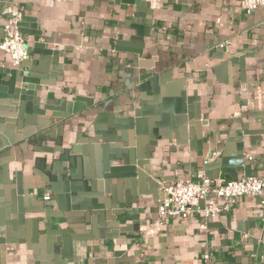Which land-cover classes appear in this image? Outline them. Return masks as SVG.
I'll list each match as a JSON object with an SVG mask.
<instances>
[{"label": "crops", "instance_id": "1", "mask_svg": "<svg viewBox=\"0 0 264 264\" xmlns=\"http://www.w3.org/2000/svg\"><path fill=\"white\" fill-rule=\"evenodd\" d=\"M134 1L0 0V43L8 8L15 6L27 64L37 68L45 57L51 60L47 72L33 71L45 82L40 107L48 98H65L63 109L54 102L34 123L8 116L0 129L8 144L0 149V234L12 235L0 243V264H86L95 255L101 258L95 264H264L258 197L243 195L208 219L195 213L161 223L157 210L163 186L176 178L195 171L215 180L230 177L218 162L232 164L241 142L245 158L254 162L253 175L264 177V7L246 13L241 0ZM146 28L142 54L111 44L112 33L130 41ZM37 43L57 52L56 61L54 54L35 52ZM13 67L0 49V68ZM183 93L198 107L199 120L177 122L175 99ZM75 102L82 105L78 111H72ZM68 109L54 126L59 142L45 144L54 152L31 143L37 122L47 127ZM116 131L125 133L129 146L116 140ZM128 149L135 164L145 162L142 174L111 175L109 167L127 165ZM62 150L72 159L64 165L78 177L61 180L60 188L67 184L71 191H64L63 208L41 179ZM7 180L14 190L6 188ZM18 181L26 200L23 222L19 209L8 207L18 197ZM44 191L53 199L44 200ZM38 201L61 217H41L34 226L41 213L25 208ZM94 201L102 209H90ZM13 222L15 227L8 224ZM48 224L85 239L63 258L64 247L58 243L61 251L55 252Z\"/></svg>", "mask_w": 264, "mask_h": 264}, {"label": "water", "instance_id": "2", "mask_svg": "<svg viewBox=\"0 0 264 264\" xmlns=\"http://www.w3.org/2000/svg\"><path fill=\"white\" fill-rule=\"evenodd\" d=\"M134 3H136L137 5L138 4L140 5L141 0H135ZM19 26H21V23H19ZM148 30L149 28H146L145 30L146 32L144 34L134 36L130 39V41H124L122 35L117 34V33H112L111 44L114 47H118V48L120 46H125V48H132L131 50L133 52L142 54L141 48H143V44H144L143 37L145 34L148 35L147 34ZM20 31L23 32V29H21V27H20ZM35 52H41L47 55L54 54L53 61L54 60L56 61L57 52L54 53L50 49H47L44 43L35 44ZM45 60L46 61H44V63H40V66H38L37 68L36 66H30L29 64H27L28 63L27 61H24L20 65L13 67V68H7V69L0 68V108L1 110H4V112L0 114V129L3 128V123H5V121L7 120L6 117L8 116L26 118L28 122L34 123L35 119L38 118L37 115L45 114L46 109L52 108L50 106L54 102L56 104L61 102L60 103L62 105L61 109L64 108L65 98H61L60 101L58 100L54 101L53 99L48 98L46 103H44L43 107H40L42 96H44L42 92L44 91L43 85L45 84V82L42 79H40L41 75H36L35 73H33V71L35 72L38 71L41 73L47 72V67H48L50 58L45 57ZM32 64L34 65L35 62H33ZM28 69H30V71ZM80 99L81 97H76L75 100L77 102V100L79 101ZM188 101H189V104H187ZM191 101L192 99H187L184 93L175 99V108H176V112L178 113V118H177L178 123L186 122L188 119L199 120L201 118L198 107L192 104ZM76 102L74 103V108L72 111H78L81 109L82 105H79ZM65 111H66L64 112L65 114L62 113L60 116L53 117L52 121L47 127L37 122V126H36L37 128L34 129L33 127L29 131L30 132L29 135H31L32 137L31 143L38 144L39 146H43L42 149L44 151L54 152L55 148L46 147L45 144L48 140H52V139H55L56 141L59 142L60 138L59 137L56 138L53 135L54 130H55L54 126L58 123V121L61 118H63V116H65L68 113H71V110L69 109ZM26 113H29L30 115L26 117L25 115ZM262 119H263L262 126L264 127V113H262ZM115 136L117 137L116 140H121L124 146L126 147L129 146L128 145L129 141L127 140V136L125 135V133L116 131ZM5 146H8V144L0 140V149H2ZM117 147L118 146H114L115 149H117ZM56 149H60V148L56 147ZM239 150H240L239 155L236 158V160L232 162V164L227 162L224 158L218 162L220 167L223 168L224 173L230 176V177L227 176L228 179H239L244 176L253 175L252 168H253L254 162L253 160L245 158L243 142H241V144L239 145ZM67 153L68 152L66 150H62V154L58 158L53 159L50 164H46L45 172L41 173L42 181L45 183V185L51 186L52 191L55 193V199L60 203L61 208H63L62 203L64 202V200H67L69 197V195H67L66 193L71 192V191L69 192L70 187L67 186V184L63 190L60 188L61 180L67 179V178L68 179L78 178L74 174V172L70 171L64 165L65 161H72V159L68 157ZM123 154L125 156L124 158L126 159L124 164H127V165H125V167H122V168L121 167H118V168L109 167V171H111V175L118 173L120 171H122L120 172L121 174L126 175L130 178L131 177L134 178L135 176L141 175L142 173H141L140 167H142L145 164V162L135 164L133 161V150L132 149H128V151L126 150L125 152H123ZM39 160L40 159H38L37 166L41 167L39 164ZM72 166H73L72 162H69L68 167H72ZM35 173H39V171L35 169ZM9 180H7L6 182V188L8 190L9 189L14 190L15 187L13 183L10 182ZM16 191H17L18 197H16L13 200V197H14L13 196L10 203L8 204L9 205L8 207H13L14 210L15 208H17V210L19 209L18 210L19 217H20L19 221L23 222V214H25V212L24 210L22 211V209L24 208L23 206L26 200L22 196L23 189L21 188V184L19 183V181H18V185H16ZM34 204L35 205H33V208L32 207L25 208V211L28 210V211L35 212V213L37 212L41 213L39 217L38 216L34 217L33 219L34 226L39 224V219L41 217H44V218L61 217L59 213L53 212L51 205L41 206L44 204L42 201H38ZM94 207L102 209V206L99 207L97 204H95V201H94L93 207H90V209ZM124 213L125 211L122 214ZM13 215H14L13 217L14 219H18V216L16 214H13ZM0 218L1 220L3 219L1 214H0ZM2 223L3 222L1 221L0 226H2L1 225ZM14 223L15 222L8 223V224L14 225ZM51 226L52 225L48 224L47 232L51 235L50 238H52L53 240V246H54L55 252L61 251V248L58 249V247H56L58 243L62 244V246L64 247L62 251L63 258L66 257L65 255L66 249H71L75 242L85 239V237L83 236L74 235L73 232L69 228H53ZM2 230L3 229H0V232H2ZM11 236L12 235L9 233L6 235L0 234V243H6L8 238L9 237L11 238ZM99 261H101L100 256L95 255L93 258H89L86 264H95Z\"/></svg>", "mask_w": 264, "mask_h": 264}, {"label": "built area", "instance_id": "3", "mask_svg": "<svg viewBox=\"0 0 264 264\" xmlns=\"http://www.w3.org/2000/svg\"><path fill=\"white\" fill-rule=\"evenodd\" d=\"M259 7H264V0H241V8L251 13ZM10 17L4 23V35L0 49L6 52L13 66H18L30 57L25 38L20 31L21 14L12 6L8 8ZM222 45V44H221ZM207 162V161H206ZM164 197L157 206L158 220L163 222L168 218H188L198 213L205 219L217 217L222 211L236 203L243 195L258 197L262 216L264 218V177L258 175L244 176L239 179H211L203 171L192 172L188 178H176L163 186ZM42 198L53 199L51 191H44ZM217 198L225 200L220 205ZM203 206H200L201 202ZM209 258V255H205Z\"/></svg>", "mask_w": 264, "mask_h": 264}]
</instances>
